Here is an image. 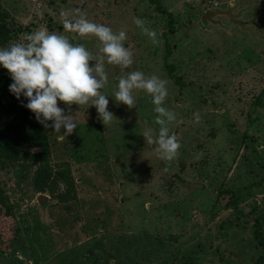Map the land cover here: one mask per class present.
Returning a JSON list of instances; mask_svg holds the SVG:
<instances>
[{"label":"rangeland","instance_id":"obj_1","mask_svg":"<svg viewBox=\"0 0 264 264\" xmlns=\"http://www.w3.org/2000/svg\"><path fill=\"white\" fill-rule=\"evenodd\" d=\"M159 3L165 12L151 0H0L10 32L0 48L43 29L99 54L96 37L65 31L79 10L125 31L133 54L127 69L105 62L100 91L117 118L110 125L95 106L58 102L78 122L72 135L46 128L48 149L0 152L10 207L0 205V264H256L264 256L254 237L256 219L264 237V0ZM216 9L233 14L203 22ZM132 71L166 81L163 106L176 115L170 135L180 144L171 161L143 136L159 130L152 98L134 91L132 109L114 99L119 78ZM228 189L234 209L220 195Z\"/></svg>","mask_w":264,"mask_h":264},{"label":"clouds","instance_id":"obj_2","mask_svg":"<svg viewBox=\"0 0 264 264\" xmlns=\"http://www.w3.org/2000/svg\"><path fill=\"white\" fill-rule=\"evenodd\" d=\"M62 15L67 17L71 13ZM134 23L154 45L159 43L157 33L147 28L144 20L135 18ZM64 28L81 37H96L100 43L99 54H93L83 44L74 45L63 34L43 29L25 33L20 41L0 48V65L7 69L13 81L10 92L17 99L22 95L27 98L25 106L45 128H53L56 133L65 129L61 139L72 135L78 122L74 115H66L58 102H63L69 110L73 104L79 108L95 106L100 121L107 127L116 117L108 110V97L100 91L108 84L105 62L121 69L133 64V54L124 46L125 31L117 33L108 26L91 22L79 10L74 19H65ZM136 90L152 98L157 114L154 123L159 125L158 134L154 137L151 130L146 131L143 134L146 143L156 146L155 152L160 159L171 161L178 154L180 144L174 134L170 135L169 126L176 122V115L163 106L168 95L166 81L156 75L146 77L141 71L129 72L119 78L114 99L129 109L135 108L133 92ZM195 116L198 122L199 115Z\"/></svg>","mask_w":264,"mask_h":264},{"label":"trees","instance_id":"obj_3","mask_svg":"<svg viewBox=\"0 0 264 264\" xmlns=\"http://www.w3.org/2000/svg\"><path fill=\"white\" fill-rule=\"evenodd\" d=\"M157 5V10H161L159 0H151ZM9 30L3 22H0V46L5 45L10 40ZM30 34V30L26 32ZM172 71V70H171ZM13 83L9 73H4L0 68V152L3 150H20L25 145L37 146L43 149L49 148L46 128L40 124L35 114L25 105L28 100L23 95L17 99L9 90ZM220 195H229L228 205L235 208L238 205V198L234 191H221ZM0 205L9 210V206L3 199L0 190ZM255 221L254 237L259 245L264 249V237L260 230L259 221ZM264 256H261L256 264H261Z\"/></svg>","mask_w":264,"mask_h":264},{"label":"water","instance_id":"obj_4","mask_svg":"<svg viewBox=\"0 0 264 264\" xmlns=\"http://www.w3.org/2000/svg\"><path fill=\"white\" fill-rule=\"evenodd\" d=\"M232 14H233L232 9L227 10V11L217 10L216 9V10L206 14L203 17V22L208 23L209 21H214V18L217 17V16H228V17H230V16H232ZM45 201H46L45 197L40 198V202L45 203Z\"/></svg>","mask_w":264,"mask_h":264}]
</instances>
